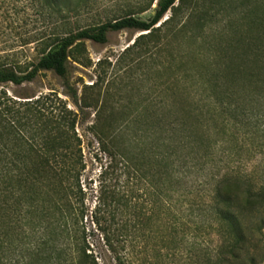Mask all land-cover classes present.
<instances>
[{"label":"trees","instance_id":"obj_1","mask_svg":"<svg viewBox=\"0 0 264 264\" xmlns=\"http://www.w3.org/2000/svg\"><path fill=\"white\" fill-rule=\"evenodd\" d=\"M74 1L38 0L42 9L58 16L59 3L67 15L74 10ZM175 1L156 0L147 21L126 15L55 36L29 70L0 67V83L32 81L42 70L65 78L69 52L83 40L104 43L108 32L122 29L146 31L138 38L149 35ZM211 3L209 8L214 6L217 12L236 10L232 12L237 17L228 19L222 32L236 33L239 42L251 48L255 65L176 68L171 85L164 83L162 90H169L172 98H160L158 112L152 114L151 104L144 105L143 112L128 119L117 143L111 141L112 148L105 151L108 165H120L123 174L156 178L159 197L169 190L166 182L176 179L177 188L180 182L187 183L184 209L162 202L157 207L159 213L170 211L174 218L170 245L176 251L182 243L194 248V238L205 233L209 243L201 249V264H264V169L259 165L240 169L245 155L264 150V7L263 15H257L251 0ZM206 12L207 7L203 15ZM197 28L195 35L204 31L205 23ZM3 127L5 138L23 140L10 122ZM39 132L43 148L25 141L11 152L14 160L0 163V264H95L93 259L89 263L83 246L67 247L73 226L83 216L71 199L80 191V163L67 161L72 154L69 136L65 131L53 136L45 125ZM57 156L59 160H50ZM234 160L236 169L228 164ZM110 203V220L132 206L120 191H112ZM121 225L115 229L120 237L125 229ZM187 237L192 239L188 244ZM106 242L110 243L108 237Z\"/></svg>","mask_w":264,"mask_h":264},{"label":"rangeland","instance_id":"obj_2","mask_svg":"<svg viewBox=\"0 0 264 264\" xmlns=\"http://www.w3.org/2000/svg\"><path fill=\"white\" fill-rule=\"evenodd\" d=\"M211 2L176 0L155 27L161 25L144 37L138 38L146 31L122 29L108 32L104 43L83 40L69 52L65 78L42 70L32 81L0 83V163L14 160L11 152L25 141L43 148V133L39 131L44 125L53 136L59 131L69 136L67 145L72 154L67 161L80 163V191L71 199L83 216L73 226L67 247L77 244L86 248L89 263L93 259L95 264H194L197 259L201 264V249L209 243L205 233L194 238V248L182 243L176 251L170 245L174 218L170 211L159 213L157 208L162 202L184 209L187 183L182 181L177 188L176 179L166 182L169 190L159 197L156 178L123 174L118 164L110 167L105 150L112 148L111 141L117 143L116 136L124 131L128 119L143 112L144 105L151 104L148 112L152 114L158 112L160 98H172L169 90H162L164 83L171 85L176 68L255 65L251 48L240 43L236 33L222 32L224 23L237 17L232 12L236 10L217 12L214 6L209 8ZM250 4L255 14L263 15L264 0H251ZM61 5L58 16L42 9L38 0H0V67L27 71L47 41L76 29L126 15L147 21L153 16L156 0H76L74 10L67 15ZM200 23H205L204 31L195 35ZM9 122L22 141L5 138L3 126ZM56 143L54 146H59ZM244 158L240 169L251 170L257 165L264 169V150ZM228 164L232 168L237 161ZM112 191H120L132 205L114 220H110ZM121 224L125 229L120 237L115 229ZM186 239L187 244L192 240Z\"/></svg>","mask_w":264,"mask_h":264}]
</instances>
